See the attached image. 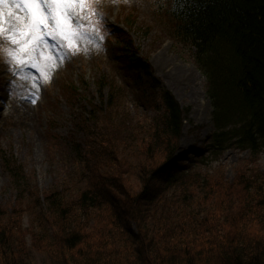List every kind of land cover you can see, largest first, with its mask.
Instances as JSON below:
<instances>
[{
  "label": "trees",
  "instance_id": "obj_1",
  "mask_svg": "<svg viewBox=\"0 0 264 264\" xmlns=\"http://www.w3.org/2000/svg\"><path fill=\"white\" fill-rule=\"evenodd\" d=\"M155 3L178 21L205 78L213 127L207 152L195 147L176 155L188 111L160 87L129 39L121 38L122 72L96 80L99 102L92 100L87 117L75 120L82 141L54 138L59 154L71 149L74 177L60 174V185L39 200L22 164L0 155L15 192L6 211L9 204L0 203V264H264V177L239 172L228 189L194 191L211 183L200 180L199 168L224 152H247V163L264 153V0ZM118 90L151 113L147 121L141 111L145 124L127 128L141 138L137 142L111 136L116 129L108 128ZM188 133L193 135V127ZM141 134H147L146 142ZM95 146L108 159L103 173L91 170L100 158L93 157ZM130 166L133 178L127 177Z\"/></svg>",
  "mask_w": 264,
  "mask_h": 264
},
{
  "label": "rangeland",
  "instance_id": "obj_2",
  "mask_svg": "<svg viewBox=\"0 0 264 264\" xmlns=\"http://www.w3.org/2000/svg\"><path fill=\"white\" fill-rule=\"evenodd\" d=\"M154 1L93 0L95 11L102 16L90 18L93 21L100 20L101 28L109 32L108 40L104 36L103 40L88 45L81 41L80 50L75 54L71 49L53 48L55 55L66 58L59 59L58 66L50 69V79L47 81L31 66L22 67L6 62L5 55L0 52V155L5 153L22 164L24 171L31 177L28 182L34 197L39 199L49 187L59 186L61 175L67 174L70 178L76 175V170L68 166L71 149L59 154L54 150V138H60V143L68 140L69 144L82 141V133L76 127L75 120L80 118V114L87 117L92 100L94 103L99 102L94 81L102 74L117 76L122 71L118 62L114 65L112 61L120 56L114 51V40L118 33L132 38L133 48L149 64L153 78L188 111L187 119L182 123L177 155L188 154L193 147L201 146L211 134V107L205 94L203 78L194 60L195 51L189 47V43L182 42L172 33L168 17L153 8ZM82 14L88 15L87 7ZM121 21H126L130 28L127 29ZM49 43L53 41L49 40ZM9 46L7 41L0 39V47ZM24 75L34 78L36 87H33V79H21ZM80 92L88 97V103L82 99ZM106 92L107 88L103 90L104 97ZM117 95L118 102L111 108V119H107L108 128L116 129L111 136L118 139L130 136V139L141 140L137 133L133 137L134 133H129L127 128L131 126L129 130H132L135 126L141 127L146 120H150L151 113L139 108V102L133 97L131 101L130 95L126 100L122 91L118 90ZM141 111L146 112V120L141 116ZM191 127L193 135L188 133ZM140 136L145 142L148 140L147 134ZM122 146L123 143L118 147L123 149ZM100 148L95 146L91 150L93 157L100 156L91 164V170L99 169L103 173L110 166L105 164L108 159L100 155ZM155 150H159V147ZM247 156V152L228 150L218 161L199 168L197 173L200 180L207 179L211 183L204 188L199 184L194 191L197 194L202 191L209 194L216 192L217 185H222L221 190L228 189L229 183L236 180L239 172L241 175H246V172L258 173L264 177V153L252 163H247ZM128 172L127 177L133 178L131 166ZM208 187L215 188L209 190ZM12 190L2 172L0 161V203L9 204L4 211L13 203L15 192ZM213 206H218L217 202ZM23 224L26 226L25 220ZM26 243L27 246L31 245L29 237H26ZM31 251L36 259H40L34 249Z\"/></svg>",
  "mask_w": 264,
  "mask_h": 264
},
{
  "label": "snow or ice",
  "instance_id": "obj_3",
  "mask_svg": "<svg viewBox=\"0 0 264 264\" xmlns=\"http://www.w3.org/2000/svg\"><path fill=\"white\" fill-rule=\"evenodd\" d=\"M93 0H0V39L9 47H0L6 62L31 66L40 77L50 79L49 71L58 66L53 48L71 49L77 53L85 45L103 40L100 32L102 14L91 8ZM88 15H83L85 8ZM87 21V23H85ZM49 40L53 43H49ZM86 50V48H85ZM15 71V69H13ZM21 79H35L24 75ZM35 102V101H33Z\"/></svg>",
  "mask_w": 264,
  "mask_h": 264
}]
</instances>
